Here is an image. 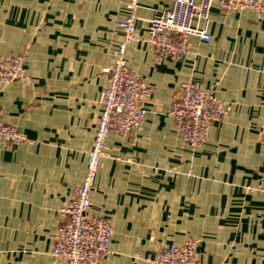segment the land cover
Wrapping results in <instances>:
<instances>
[{"label": "crops", "instance_id": "obj_1", "mask_svg": "<svg viewBox=\"0 0 264 264\" xmlns=\"http://www.w3.org/2000/svg\"><path fill=\"white\" fill-rule=\"evenodd\" d=\"M125 1L0 0V56L26 57L25 78L0 85V121L27 139L0 144V264H64L50 252L60 210L85 175ZM172 2L138 0L125 60L151 93L142 124L111 133L99 162L89 212L112 229L99 264H150L187 239L201 264H264V19L214 5L210 41L191 40L195 55L156 59L148 21ZM186 81L229 106L196 150L171 117Z\"/></svg>", "mask_w": 264, "mask_h": 264}, {"label": "built area", "instance_id": "obj_2", "mask_svg": "<svg viewBox=\"0 0 264 264\" xmlns=\"http://www.w3.org/2000/svg\"><path fill=\"white\" fill-rule=\"evenodd\" d=\"M138 0H126L124 13L114 20L123 35L122 41L111 51L113 64L102 68L106 75L105 87L100 95L101 112L97 120L90 150L86 157L85 175L80 185L70 191L68 203L60 210L50 257L54 263L99 264L109 253L112 229L110 223L90 214L91 192L111 133L126 137L143 122L144 103L151 88L143 82L125 60L128 44L136 37ZM216 5L225 12L249 10L264 19V0H173L168 9L153 14L147 26V47L156 59H179L196 53L192 50L193 38L210 41L207 31L208 14ZM26 57L12 53L0 56V85L25 78ZM229 106L217 99L212 90L200 88L192 81L182 83L171 104V117L176 130L191 150L206 141L210 127L220 121ZM27 142L25 135L0 121V144L18 145ZM264 161V129L259 139ZM257 191L264 194V167ZM196 241L187 239L178 245L160 248L150 264H201L195 253Z\"/></svg>", "mask_w": 264, "mask_h": 264}]
</instances>
